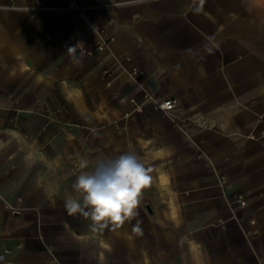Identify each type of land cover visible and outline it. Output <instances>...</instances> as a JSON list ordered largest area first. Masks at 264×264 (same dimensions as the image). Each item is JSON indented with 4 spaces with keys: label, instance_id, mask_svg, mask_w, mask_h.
Listing matches in <instances>:
<instances>
[{
    "label": "crops",
    "instance_id": "0c3cea01",
    "mask_svg": "<svg viewBox=\"0 0 264 264\" xmlns=\"http://www.w3.org/2000/svg\"><path fill=\"white\" fill-rule=\"evenodd\" d=\"M101 151L153 168L102 234L65 210ZM0 264H264V0H0Z\"/></svg>",
    "mask_w": 264,
    "mask_h": 264
},
{
    "label": "clouds",
    "instance_id": "9594fccd",
    "mask_svg": "<svg viewBox=\"0 0 264 264\" xmlns=\"http://www.w3.org/2000/svg\"><path fill=\"white\" fill-rule=\"evenodd\" d=\"M76 51L77 46L67 50L73 63L79 59ZM77 168L80 174L72 187L79 198H65L69 215L90 219L91 231L101 234L110 225L114 230L138 217L143 191L153 183V168L146 166L134 151L116 155L101 151L92 159L78 156ZM139 225L137 220L133 231L140 233Z\"/></svg>",
    "mask_w": 264,
    "mask_h": 264
},
{
    "label": "built area",
    "instance_id": "2783aa9c",
    "mask_svg": "<svg viewBox=\"0 0 264 264\" xmlns=\"http://www.w3.org/2000/svg\"><path fill=\"white\" fill-rule=\"evenodd\" d=\"M70 8H76L77 6L74 3H70L69 4ZM144 101L142 103H137L136 105V109L138 111H144L145 109V105L149 102L152 104V106L156 109V110H160L164 113H170L171 111H173L177 105H178V100L175 97H170V98H157L154 96V94L146 89H144ZM133 102H136L135 99H132ZM225 179H222L221 184H224ZM222 184V185H223ZM240 202V203H244L243 199L241 197H237L234 201H231V203L233 202Z\"/></svg>",
    "mask_w": 264,
    "mask_h": 264
}]
</instances>
